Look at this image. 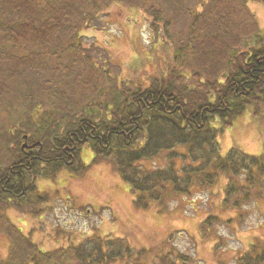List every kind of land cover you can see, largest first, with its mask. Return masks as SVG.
<instances>
[{
    "label": "trees",
    "instance_id": "1",
    "mask_svg": "<svg viewBox=\"0 0 264 264\" xmlns=\"http://www.w3.org/2000/svg\"><path fill=\"white\" fill-rule=\"evenodd\" d=\"M248 1L264 6V0H0V110L7 114L0 128V237L8 243L0 264L195 263L168 240L155 251L109 237L44 251L10 222L5 210L35 214L45 201L38 178L85 171L83 147L92 162L113 163L137 209L219 181L224 210L264 201V132L257 156L232 147L221 157L216 142L237 116L250 107L257 116L264 103V37ZM115 3L141 10L169 52L171 64L147 85L116 80L79 50L83 31L97 27ZM180 146L186 155L175 152ZM163 152L164 168L139 165ZM216 219L200 223L203 238ZM245 253L236 264H264V245Z\"/></svg>",
    "mask_w": 264,
    "mask_h": 264
},
{
    "label": "rangeland",
    "instance_id": "2",
    "mask_svg": "<svg viewBox=\"0 0 264 264\" xmlns=\"http://www.w3.org/2000/svg\"><path fill=\"white\" fill-rule=\"evenodd\" d=\"M246 5L264 37V6L257 1H248ZM149 21L141 10L111 4L100 14L95 23L97 27L83 31L79 50L116 80L122 78L147 85L171 64L169 52L160 46L164 45L160 43V34L153 36L150 32ZM184 21L188 23L187 19ZM66 55L59 61L67 62ZM75 57L80 59V56L72 59ZM57 62V59L51 61L52 64ZM76 69L81 66L77 65ZM254 115L255 109L250 107L223 132L217 133L221 157L232 147L253 156L262 153L264 103L260 104L257 116ZM6 117L7 114L0 110V128L5 126ZM219 124L217 121L212 125L218 128ZM175 152L186 155L187 148L180 146ZM167 155L163 152L153 162L139 165L148 170L164 168ZM78 159L85 167L83 173L72 175L62 169L53 178L36 180L37 191L46 199L33 208L35 214L13 209L4 211L10 222L44 251L77 245L90 238L107 237L124 239L134 250L155 251L168 240L192 257L194 264H236L238 257L246 254L251 245H264V201H250L239 211L224 210L221 204L223 181L204 192L187 197L173 196L161 205L153 202L141 210L135 208L133 194L122 182L113 163L92 162L89 147L80 150ZM182 162L177 159V168ZM237 212L239 218H236ZM208 216L216 217L217 221L203 238L199 226ZM7 245L0 237V257L6 255Z\"/></svg>",
    "mask_w": 264,
    "mask_h": 264
},
{
    "label": "water",
    "instance_id": "3",
    "mask_svg": "<svg viewBox=\"0 0 264 264\" xmlns=\"http://www.w3.org/2000/svg\"><path fill=\"white\" fill-rule=\"evenodd\" d=\"M26 146V143L23 145V147H25Z\"/></svg>",
    "mask_w": 264,
    "mask_h": 264
}]
</instances>
